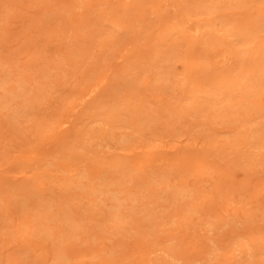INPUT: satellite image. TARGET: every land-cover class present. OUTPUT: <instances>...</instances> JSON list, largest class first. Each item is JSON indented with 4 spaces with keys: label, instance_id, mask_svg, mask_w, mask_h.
Wrapping results in <instances>:
<instances>
[{
    "label": "rangeland",
    "instance_id": "obj_1",
    "mask_svg": "<svg viewBox=\"0 0 264 264\" xmlns=\"http://www.w3.org/2000/svg\"><path fill=\"white\" fill-rule=\"evenodd\" d=\"M263 54L264 0H0V264H264Z\"/></svg>",
    "mask_w": 264,
    "mask_h": 264
},
{
    "label": "bare ground",
    "instance_id": "obj_2",
    "mask_svg": "<svg viewBox=\"0 0 264 264\" xmlns=\"http://www.w3.org/2000/svg\"><path fill=\"white\" fill-rule=\"evenodd\" d=\"M168 4H169V3H168ZM163 5H164V4H162V6H163ZM169 5H171V4H169ZM170 7H171V6H170ZM172 7H173V5H172ZM169 9L171 10V8L168 7V11H170ZM173 9H174V8H173ZM174 10H175V9H174ZM184 22L187 23V21H185V20H184ZM186 23H185V25H186ZM192 24H193V23H190L189 25H186V26H185V30H186V29H190V31L192 30V32H190V37H191V36H192V37H195V36H197V34H199V30H198V29H199V26H198V25H194V27H192V26H193ZM261 56H262V55H261ZM263 56H264V54H263ZM226 60H227V59H226ZM263 61H264V60H263ZM261 62H262V61H261ZM262 63L264 64V62H262ZM227 66H228V65H227ZM260 66H261V65H260ZM262 66H263V65H262ZM262 66H261V67H262ZM249 76L252 77L253 74H252V75H249ZM219 79L221 80V77H220ZM219 79H218V81H220ZM215 80H217V79H215ZM215 80H214L213 84L215 83ZM227 82H229V81H227ZM227 82H226V84H225L226 86H228ZM238 82H239V81H238ZM218 83H220V84H218V85L220 86L223 82H222V83H221V82H218ZM235 84H236V85H235V87H236V86H239L240 83H238V84L235 83ZM215 85H217V84H215ZM222 85L224 86V84H222ZM222 85H221V86H222ZM213 86H214V85H213ZM219 86H218V88H219ZM221 86H220V87H221ZM229 86H230V84H229ZM232 86H233V85H232ZM213 88H214V87L211 86V90H212V91H213ZM215 88H217V86H216ZM221 88H222V87H221ZM224 88H225V86H224ZM224 88H223L222 90H221V89H220V90H217V91L219 92L218 95H221L220 93L223 92V91L227 93V91H225ZM226 89L228 90V88H226ZM230 89H231V87H230ZM236 89H238V88L236 87ZM240 89H241V85H240V87H239V91H241ZM242 90H243V89H242ZM90 91H91V90H90ZM92 91H93V89H92ZM214 91H216V89H215ZM217 91H216V92H217ZM220 91H221V92H220ZM228 91H229V90H228ZM230 91H231V90H230ZM230 91H229V92H230ZM211 93H212L211 91L208 92V94H211ZM89 94H90V93H89ZM214 94H216V93L214 92ZM214 94H212V95H214ZM222 95H223V94H222ZM223 97H224V95H223ZM261 107H262V106H261ZM253 120H255V119L253 118ZM247 143H249V145H250L251 141H249V142H247ZM254 143H255V142H254ZM255 145H256V143H255ZM115 205H116V204H115ZM115 205H114V206H115ZM249 217H251V219H254V216H253L252 214H251V216H249ZM217 219H218V218H217ZM251 219H250V220H251ZM224 220H225V219H224ZM227 220H228V219H227ZM227 220H226V221H227ZM229 220H231V219H229ZM233 220H234V219H233ZM247 220H249V219H247ZM212 221H213V222H210V221H208V222L213 223V225L216 224V223H214V221L216 222L215 218H214V220H212ZM220 221H221V220H220ZM220 221H218V222H220ZM223 222H224V221H223ZM245 222H247V221H245ZM249 222H251V221H249ZM249 222H247V223L249 224ZM252 222H253V220H252ZM252 222H251V223H252ZM226 223H227V222H226ZM208 224H209V223H208ZM218 224H219V223H218ZM221 224H222V223H220L219 225H221ZM228 224H229V225H228ZM228 224L226 225L227 227H230V224H231V226H232V222H231V223L228 222ZM211 225H212V224H211ZM211 225H210V226H211ZM215 227H218V226L215 225ZM215 227H214V228H215ZM212 228H213V226H212ZM214 228H213V229H214ZM230 228H231V227H230ZM209 229H211V228H209ZM213 229H212V230H213ZM252 230H253V229H252ZM259 230H260V229H259ZM249 231H250V230H249ZM253 232H254V230L252 231V234H253ZM256 232L259 233V232H258V227L256 228ZM261 232H262V231L260 230V233H261ZM257 233H256V234H257ZM243 235H244V234H243ZM262 235H263V234H262ZM240 236H242V235H240ZM240 236H239V237H240ZM249 236H250V235H249ZM256 236H258V239H259V235H256ZM242 237H243V236H242ZM244 237H246V236H244ZM244 237H243V239H244L243 242L245 243V241H246L245 239H249L250 237H248V238H244ZM254 237H255V236H254ZM260 237H261V235H260ZM255 238H256V237H255ZM262 238H264V237L262 236V237L260 238V240H259L260 242H261V239H262ZM213 239H214V238H213ZM258 239H257V240H258ZM214 240H215V239H214ZM249 240H250V239H249ZM206 241H207V240H206ZM208 241H211V240H208ZM208 241H207V243H208ZM216 241H217V240H216ZM241 241H242V240H241ZM241 241H240V242H241ZM262 241H263V239H262ZM211 242H212V241H211ZM213 242H214V241H213ZM213 242H212V243H213ZM217 242H218V241H217ZM246 242H247V241H246ZM250 242H251V240H250ZM250 242L248 241L247 244L249 245ZM253 242H254V241H253ZM260 242H259V243H260ZM207 243H206V244H207ZM218 244H219V243H218ZM251 244H252V243H251ZM251 244H250V245H251ZM255 244H256V243H255ZM255 244H254V245H255ZM211 245H212V244H211ZM219 245H220V244H219ZM256 245L258 246V243H257ZM241 246H242V244H241ZM243 246H244V245H243ZM243 246L241 247V249H242V248L244 249ZM251 246H252V245H251ZM216 248H217V247H216ZM250 248H251V247H250ZM253 248L255 249V246H254ZM218 251H219V250H218ZM247 251H248V250H247ZM250 251H251V250H250ZM252 251H253V250H252ZM252 251H251V252H252ZM212 252L214 253V251H212ZM222 252H223V251H222ZM244 252H245V251H244ZM213 253H212V254H213ZM223 253H224V252H223ZM234 253H235V252H234ZM237 253H238V252H237ZM248 253H249V252H248ZM207 254H208V253H207ZM220 254H221V253H220ZM229 254H230V253H229ZM229 254H228V255H229ZM242 254H243V252H242ZM253 254H254V252H253ZM215 255H216V254H215ZM218 255H219V254H218ZM218 255H217V256H218ZM262 255H263V254H262ZM217 256H216V257L214 256V257L217 258ZM230 256L232 257L231 254H230ZM239 256H240V255H238V257H239ZM229 258H230V257H229ZM232 258H233V257H232ZM234 258H235V257H234ZM240 258H241V257H239V260H240ZM236 259H237V258H236ZM219 260H220V258H219ZM241 260H242V259H241ZM182 261H183V260H181L180 262H182ZM58 262H59V261H58ZM58 262H57V263H58ZM187 262H189V261H187ZM195 263H196V262H195ZM217 263H218V262H217ZM238 263H240V261H239ZM241 263H243V262L241 261ZM241 263H240V264H241ZM180 264H182V263H180ZM198 264H199V263H198ZM202 264H203V263H202Z\"/></svg>",
    "mask_w": 264,
    "mask_h": 264
}]
</instances>
